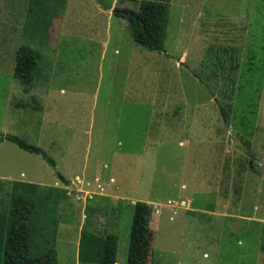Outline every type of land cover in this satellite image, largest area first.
<instances>
[{
	"label": "rangeland",
	"instance_id": "obj_1",
	"mask_svg": "<svg viewBox=\"0 0 264 264\" xmlns=\"http://www.w3.org/2000/svg\"><path fill=\"white\" fill-rule=\"evenodd\" d=\"M65 1L49 37L35 40L24 29L28 0H0V133L87 171L75 187V176L53 186L66 192L57 264H80L82 233L117 235L116 264H126L134 221L142 230L139 264H264V0H148L170 6L167 56L136 45L127 28L118 63L85 41L94 33L113 40L118 24L107 15L143 0ZM27 47L51 64L49 82L43 73L27 92L18 83L10 92V78L29 63ZM218 48L237 51L233 95L214 60H226ZM124 57L137 64L130 74ZM8 103L25 106L10 111ZM220 105L232 107L228 125ZM9 146L16 149L0 146V180L22 169L52 182V167L38 155L13 157ZM9 191L0 184V210ZM32 207L25 196L24 230Z\"/></svg>",
	"mask_w": 264,
	"mask_h": 264
},
{
	"label": "trees",
	"instance_id": "obj_2",
	"mask_svg": "<svg viewBox=\"0 0 264 264\" xmlns=\"http://www.w3.org/2000/svg\"><path fill=\"white\" fill-rule=\"evenodd\" d=\"M65 5V0H28L24 11L25 31L35 40L48 38L54 21L63 15ZM168 14L169 5L155 1H140L135 10L114 11L116 17L127 20L130 37L136 45L159 53H164L163 38ZM218 49L226 60L217 55H214V60L217 68L225 72L226 81L233 95L239 67L238 57L234 55L237 51L235 48ZM21 52L29 63L23 64L22 69L15 71L13 76L26 92L39 80L41 74H48L49 64L43 62L37 50L27 47L22 48ZM228 99L232 101L231 95ZM218 109L223 124L228 125L232 113L231 105H220ZM3 141L10 142L29 154L44 156L40 149L18 137L0 134V143ZM47 162L52 165L50 160L47 159ZM249 165L253 170L254 163L251 161ZM65 195L66 192L60 189L23 183L11 185L9 205L0 210V264H57L55 251L57 215ZM25 196L33 198L28 230L21 228V205ZM139 225L134 221L130 227L126 264H139L142 237ZM117 244L118 237L113 234L98 236L82 233L78 241V262L116 264Z\"/></svg>",
	"mask_w": 264,
	"mask_h": 264
},
{
	"label": "crops",
	"instance_id": "obj_3",
	"mask_svg": "<svg viewBox=\"0 0 264 264\" xmlns=\"http://www.w3.org/2000/svg\"><path fill=\"white\" fill-rule=\"evenodd\" d=\"M143 1H148V0H143ZM155 2H158V1H155ZM161 3H163V2H161ZM105 6H108V5L106 4ZM99 7L102 8L105 11V14H106V12L108 13V11H106V9H104L101 5H99ZM65 9H66V5H65ZM125 9H127V8H125ZM169 12H170V6H169ZM64 13H65V10H64ZM107 17L111 18V19H114V22L118 24V29H116V31L114 32V35L112 36V38H114V37L115 38L113 40H111L107 36H105V38H102L101 35H98L97 33H94L96 38H94L92 36L87 37V40L89 39V41H85V43H86L85 45L87 47H92L93 44H94V48L100 50V56H101L102 59H107L109 57L108 59L112 60L113 63H118V62H116L115 58L120 56V54L122 52V47L124 46V44L129 43V40H128L127 34H126V30L128 28V22H127V20H125L123 18L116 17L114 15V12L110 16L107 15ZM168 20H169V14H168ZM167 26H168V21H167V24H166L165 36L163 38L164 53H160V54H163L165 56H167V54L165 53V38L167 36ZM128 31H129V28H128ZM129 35H130V32H129ZM124 60L126 61L124 64L127 66V69L130 70L129 71V74H130L131 73V69L136 68L137 64H136V62L133 63V61H131L130 57H124ZM47 64H49V66H50L49 67V70H50L49 73H51V64L49 62ZM1 74H3V73L1 72ZM3 75L5 76V74H3ZM128 77H129V75H128ZM49 78H50V74L47 75L46 81H42V83L43 84L44 83H48L49 82ZM15 83H18V82L14 79V76H13L12 79L10 78V83H9L10 89H11L10 92L12 91V88L15 87ZM37 83H39V81H36L34 84H37ZM55 92H56V88L54 87V92L50 91L49 95H48L49 99L50 100L52 99L54 104H55ZM9 99H10V97H9ZM23 106H25V105L24 104L20 105V107L22 108L21 109L19 106L18 107L17 106L16 107H12L9 104L8 108H9L10 111L11 110H21V111H23ZM52 112H55V108L53 109ZM52 121L53 120L51 119V120H49L47 122H43L42 123V126H41L42 128H41V131H40L42 136L44 134L43 131H45V127H43V124L47 123V124L51 125ZM147 132H148V130L144 131V133L141 134L142 139L143 140L145 139V141L148 138L151 139V135L149 133H147ZM2 135H9V134L2 133ZM10 136H13V135H10ZM6 143H10V142L3 141V142L0 143V146L4 145ZM10 144H12V143H10ZM166 144H167V140H166ZM12 145H14V144H12ZM53 145H54V143H53ZM15 147H16L17 150L15 148H13L12 146H9V154L12 155L13 157H14L15 154H17V155L19 154L18 151H23V150L19 149L17 146H15ZM36 148H38V147H36ZM38 149H40L42 151V153L44 154V156H45L44 157V156L38 155L40 157L41 163L43 165H45L44 163H46V165L51 166L53 171H54V173H55L52 182H49V183L44 182L43 183L40 180L38 181L36 175L34 174V172H33V175H32V173L29 174L25 170L20 169V170H16L14 173L12 172L14 177H17L18 179H16V180L15 179H10V177H8V176H13V175H12V173L11 174L7 173L6 175H3V176H6V178H2L1 177V179H3V180H0V184H9L10 187H11V185L13 183H23V184H30V185L40 186V187L54 188L53 186L55 184H57L59 182L63 183L62 181L65 182L66 180L71 179V177H73V176H75V178H78L79 175H81L82 177H85L84 175L87 174V171H85V169H83V167L80 168L79 171H75L77 168L72 170L71 168L67 169L66 166H63V165L59 166L57 161H56V159H54L53 157H50L49 155H47L46 151H44L43 148L40 147ZM23 152H25V151H23ZM27 154L28 155H35V154H29V153H27ZM46 158L52 162V165H50L47 162ZM60 163H62V162H60ZM74 172H76V173H74ZM114 177L116 179V176H114ZM79 178H81V177H79ZM54 189H59V188H54ZM223 221H225V220H223ZM71 224H72V221H71V223H69V225H71ZM87 234H90V233H87ZM111 234H113V233H111ZM113 235H115V234H113ZM78 241H79V237H78V240H77V244H78ZM207 256H204V254H203L204 258H207ZM56 260H57V255H56Z\"/></svg>",
	"mask_w": 264,
	"mask_h": 264
},
{
	"label": "built area",
	"instance_id": "obj_4",
	"mask_svg": "<svg viewBox=\"0 0 264 264\" xmlns=\"http://www.w3.org/2000/svg\"><path fill=\"white\" fill-rule=\"evenodd\" d=\"M79 180H80L79 178H75V179H73V182L70 183L71 186H74V187H75V185H76L77 183L80 184L81 181H79ZM101 191H102V189H101ZM78 192H79V193H82L83 191L78 190ZM85 194L88 195L89 193H85ZM67 195L69 196L70 193L68 192ZM76 199H79V198H76Z\"/></svg>",
	"mask_w": 264,
	"mask_h": 264
}]
</instances>
